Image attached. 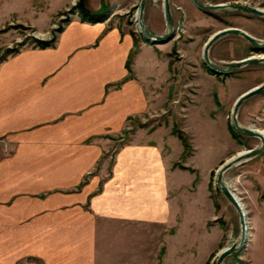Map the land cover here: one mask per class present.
Instances as JSON below:
<instances>
[{"label": "crops", "instance_id": "0c3cea01", "mask_svg": "<svg viewBox=\"0 0 264 264\" xmlns=\"http://www.w3.org/2000/svg\"><path fill=\"white\" fill-rule=\"evenodd\" d=\"M99 1L88 8L107 13L105 21L75 16L53 48L22 50L0 65V264H210L224 248V230L208 225L218 216L209 191L216 166L202 172L184 164L193 166V174L173 168L184 152L173 123L140 131L155 133V139L124 143L113 161L101 162L103 151L89 141L92 134L119 129L131 113L168 105L173 83L170 42L155 44L141 35L132 52L129 31L110 26L112 17L124 21L119 9L138 0ZM187 1L190 12L172 16L175 24L187 19L188 48L196 56L214 32L228 27L215 16L230 9L208 12ZM248 2L226 1L254 6ZM239 12V23L256 17ZM237 22L230 25L258 37ZM233 36L242 38L226 34L210 45L212 62ZM199 74L217 78L206 69ZM212 105L208 120L225 133L226 119L222 113L210 116ZM192 108L188 121L205 112L198 101ZM201 120L196 130L187 124L180 129L218 133ZM172 151L181 156L171 160ZM99 165L107 174L90 175ZM247 200L248 245L241 264H264V201L256 194Z\"/></svg>", "mask_w": 264, "mask_h": 264}, {"label": "rangeland", "instance_id": "374dc122", "mask_svg": "<svg viewBox=\"0 0 264 264\" xmlns=\"http://www.w3.org/2000/svg\"><path fill=\"white\" fill-rule=\"evenodd\" d=\"M139 1L134 3L130 8H122L117 11L118 14L123 15L124 21H117L112 17L111 21L113 23H109L110 26L117 24L121 31H129L131 36H133L135 45L131 49L132 52L138 48V37L142 35L138 27ZM226 1L203 0L205 4L226 3ZM99 2V0H0V65L4 64L11 56L19 54L22 50L53 48L61 32L73 21L75 16L82 22L95 23L105 21L107 13L94 12L88 8L89 5H97ZM169 2L173 26H176L177 29L179 27L181 31L178 34L181 33V38L187 40L192 34L187 29V19L185 20L183 17L175 24L173 16H175L176 10H180V14L184 12L188 14L192 9L191 5L187 0H171ZM77 3L82 4L91 11L93 13L92 17L82 18ZM248 3L264 10V0H249ZM180 5L183 7L182 9H180ZM109 11L111 10L109 9ZM239 15L241 14L238 10H228L223 14H219V17L228 24L225 26H231L230 24H234L237 21L239 23ZM192 18L200 20L204 17L197 18L193 14ZM205 18H208V16H205ZM208 20L210 19L208 18ZM242 21L244 22L239 23L240 26L248 28V30L258 36L257 39L264 41V17H250V19H243ZM143 23L150 32L161 34L166 30L163 0H147L143 12ZM40 42L50 43L46 46ZM164 43L167 44L168 41H164ZM250 45L243 38L233 36L223 41L222 45L220 44L221 47L214 53L213 62L221 67H226L231 61L249 55L264 54V50L250 48ZM186 49V58L184 56L181 58L173 56L170 59L173 68V83L168 105H165L161 109H156L155 105H152L140 113H131L119 129L112 130V132L108 131L102 137V134H92V138L89 141L94 142L97 149L99 148L103 151L100 158V161L103 162L105 158H110L113 161L119 148L124 143L131 142L134 138L135 140L155 139V133H140V131L155 130V126L157 125L165 124L169 128L173 123L172 130L177 136L175 131L182 132L180 128L184 124L196 130L201 118L200 123L206 127V130L218 129V133L182 132L186 137L188 147L184 148L182 156L180 152L176 151H172L169 156H171V160H177L181 156L178 161L174 162L173 168L186 167L184 169L189 170L191 174L194 172V169L191 168L193 166H185L184 164L195 165L202 172L206 168L216 166L211 171L209 177V191L218 216L216 220L209 221L208 225L217 223L224 230L222 244H224V247H227L233 243H238L241 235V226L236 209L226 199L216 184L217 171L225 161L239 152L258 148L261 145L259 138L247 135L233 127L231 111L235 98L239 93L253 86L264 84V63L241 66L234 69L228 75H218L215 80L212 76H202L199 74L200 67H204V63L201 62V52H198L195 56L190 55L188 46ZM132 54L128 58L127 66L129 68ZM141 80L143 79L141 78ZM197 96H200L201 99L198 100ZM215 98L218 99V103L215 102ZM195 99H197L200 105L203 104L205 106V112L199 115V119L195 118L196 113H194L193 117H190L191 120L188 121L186 120V113L190 109L194 110L192 106L197 104ZM212 101L216 104V108L210 112V116L222 113L227 122V128L224 126L225 133H220L221 127L219 123L214 126L215 124H210V120H208L206 114L213 107ZM241 106L243 112H240L241 110L237 111L238 123L244 127L258 129L264 135V93L244 100ZM229 124L232 125V129ZM231 133H236L237 139L240 142ZM162 135L161 133L160 136ZM6 144L5 142V146ZM195 150L197 152L194 154ZM185 156L187 157L185 158ZM191 156L193 157L190 159L189 157ZM99 169L100 165L90 175L96 174L98 176L100 174L99 176L102 177L107 174V172L102 173V170ZM90 175H85L84 178L87 179ZM197 177H199V174H197ZM222 180L238 199L248 227L249 203L247 199L256 194L259 196V199L264 201V150L259 155L230 167L223 173ZM208 209H211L210 205ZM247 245L248 234L244 246L239 251L226 255L222 263L241 264L245 260L243 259L245 258L243 252L246 250ZM215 260L214 256L210 264H215ZM19 264L36 263L22 262Z\"/></svg>", "mask_w": 264, "mask_h": 264}, {"label": "water", "instance_id": "95a60500", "mask_svg": "<svg viewBox=\"0 0 264 264\" xmlns=\"http://www.w3.org/2000/svg\"><path fill=\"white\" fill-rule=\"evenodd\" d=\"M147 0H140L138 5V25H139V31L145 36L147 40L153 43H161L165 40H167L171 36V30L173 28V21L171 17V11H170V2L169 0H163V14L165 18L166 25L168 27V32L164 35H157L152 32H150L145 24L143 23V12L146 5ZM192 3L197 6L199 9L203 11L210 10H219V9H230V10H238L244 13L264 17V10L249 6L241 3H215V4H205L200 2L199 0H191ZM226 34H236L242 38H244L246 41H248L251 45L257 47L259 50H264V41L255 38L245 30L228 26L225 28H222L220 30H217L214 32L209 39L206 41L204 47H203V61L206 64V66L220 74H229L234 69L239 68L241 66L246 65H256L260 63H264V57H256L255 55H249L246 57H243L238 60H234L233 62L229 63L226 67H221L214 62H212L208 57V49L210 45L219 37L224 36ZM264 93V84L253 86L247 90H245L243 93H241L234 101L233 108L231 111V122L233 127L238 130L242 131L243 133L254 136L260 139L261 145L258 148L254 149H248L242 152H239L235 156L231 157L227 161H225L218 169L217 171V177H216V184L220 191L223 193V195L226 197V199L233 205V207L236 209L239 219H240V226H241V235L240 240L238 243H233L230 246L224 247L221 249V251L217 254L215 264H223L222 260L223 258L232 252L239 251L245 244L247 240V225H246V218L243 213L242 207L239 204L238 199L235 197V195L232 193V191L229 189V187L223 182L222 175L223 173L228 170L230 167H232L235 164H239L245 160H248L249 158L259 155L264 150V135L261 131L255 128H248L241 126L237 121V111L241 103L257 94H263Z\"/></svg>", "mask_w": 264, "mask_h": 264}, {"label": "flooded vegetation", "instance_id": "af4514ba", "mask_svg": "<svg viewBox=\"0 0 264 264\" xmlns=\"http://www.w3.org/2000/svg\"><path fill=\"white\" fill-rule=\"evenodd\" d=\"M220 10V9H219ZM216 18H217V20H219V21H222V22H224V23H226L224 20H222L221 19V17H219V16H216ZM138 21H139V19H138ZM167 26V25H166ZM138 27H139V25H138ZM179 31H181V29L178 27V29H177V27L176 26H173V28H172V30H171V36L167 39V40H165V42H170V49H169V57H170V59H172V57L173 56H176L177 58H181V57H185L186 58V51H187V49H186V47L188 46V44L190 43V42H192V36H190L189 38H187V40H185V39H183V38H181V33H179L178 34V32ZM140 32V31H139ZM168 32V27H166V30L163 32V33H161V34H157V35H164V34H166ZM141 33V32H140ZM142 34V33H141ZM175 36H174V35ZM142 36H144L143 34H142ZM145 37V36H144ZM182 39V40H181ZM162 43H164V41L163 42H161L160 44H162ZM155 44H158V43H155ZM253 50V49H252ZM203 52V51H202ZM203 55L201 54V59H202V63H204V61H203ZM172 62V61H171ZM171 64V63H170ZM204 65V67H200L201 69H206L207 71H208V69H210V68H208L207 66H206V64L204 63L203 64ZM172 66V65H171ZM212 70V69H211ZM214 71V70H213ZM209 72V71H208ZM216 72V71H215ZM233 72V71H232ZM232 72H230V73H232ZM229 73V74H230ZM213 75H215V76H218V75H223V74H220V73H218V72H216V74H213ZM224 75H228V74H224ZM216 99V98H215ZM216 103H218V99H216V101H215ZM239 142H240V140H239Z\"/></svg>", "mask_w": 264, "mask_h": 264}, {"label": "trees", "instance_id": "16d2710c", "mask_svg": "<svg viewBox=\"0 0 264 264\" xmlns=\"http://www.w3.org/2000/svg\"><path fill=\"white\" fill-rule=\"evenodd\" d=\"M77 6L79 7V11H80V14H81V17L84 18V17H87V18H91L93 13L91 11H89L87 8H85L82 4L80 3H77ZM89 16V17H88ZM42 43L43 45H49L50 42H40ZM250 48H253V49H258L257 47L253 46V45H250ZM209 73L211 74H216L215 71L211 70V69H208ZM230 128L232 129V125L229 124ZM175 133L177 134V136L179 137V139L181 140L184 148H187L188 147V143L186 141V137L185 135L180 132V131H175ZM231 135L239 142V140L237 139V135L236 133H231ZM183 169L186 168V167H182Z\"/></svg>", "mask_w": 264, "mask_h": 264}, {"label": "bare ground", "instance_id": "6f19581e", "mask_svg": "<svg viewBox=\"0 0 264 264\" xmlns=\"http://www.w3.org/2000/svg\"><path fill=\"white\" fill-rule=\"evenodd\" d=\"M170 1V0H169ZM264 55V54H263ZM256 57H264V56H262V55H255ZM246 234H249V229H248V227H247V229H246Z\"/></svg>", "mask_w": 264, "mask_h": 264}]
</instances>
